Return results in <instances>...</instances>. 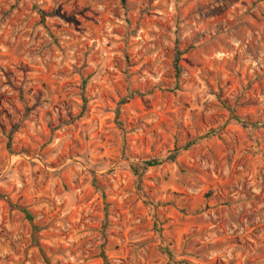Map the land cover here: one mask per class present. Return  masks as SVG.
<instances>
[{
	"label": "rangeland",
	"instance_id": "rangeland-1",
	"mask_svg": "<svg viewBox=\"0 0 264 264\" xmlns=\"http://www.w3.org/2000/svg\"><path fill=\"white\" fill-rule=\"evenodd\" d=\"M45 259L264 264V0H0V264Z\"/></svg>",
	"mask_w": 264,
	"mask_h": 264
},
{
	"label": "trees",
	"instance_id": "trees-1",
	"mask_svg": "<svg viewBox=\"0 0 264 264\" xmlns=\"http://www.w3.org/2000/svg\"><path fill=\"white\" fill-rule=\"evenodd\" d=\"M121 2L123 3L124 0H121ZM178 57H179V54L177 53L176 54V58H175V62H174V69L175 70H178L177 69V59H178ZM170 159L171 160L174 159V156H171ZM158 165H160V162H158V161H155V160L147 161V162L144 163L143 169H147V168H150V167H156ZM134 174L136 175L137 172L134 171ZM21 212L24 214V217H25V219H27L28 222H32V217L28 214V212L25 209H22ZM33 229H34L35 232L37 231V228L34 227ZM45 264H49L48 260H46V259H45Z\"/></svg>",
	"mask_w": 264,
	"mask_h": 264
}]
</instances>
